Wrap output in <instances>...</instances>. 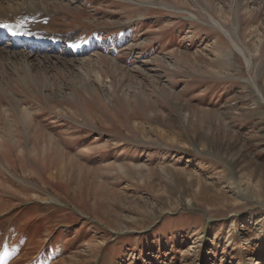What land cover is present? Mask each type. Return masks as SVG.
<instances>
[{"label": "rangeland", "instance_id": "rangeland-1", "mask_svg": "<svg viewBox=\"0 0 264 264\" xmlns=\"http://www.w3.org/2000/svg\"><path fill=\"white\" fill-rule=\"evenodd\" d=\"M38 7L59 45L0 73V264H264V0Z\"/></svg>", "mask_w": 264, "mask_h": 264}, {"label": "bare ground", "instance_id": "bare-ground-1", "mask_svg": "<svg viewBox=\"0 0 264 264\" xmlns=\"http://www.w3.org/2000/svg\"><path fill=\"white\" fill-rule=\"evenodd\" d=\"M42 1L44 2V0H36V1L27 0V4L24 8H19V7L18 8H5L4 6L0 5V24L6 25V22H10V24L7 27H0V38L1 37L3 39L7 38L9 40L6 46L7 53H5L4 49L0 47V67H2L0 68L1 74L2 72H4L3 66H6L7 68L9 66V69H11L12 71H15L17 67L19 66H22V68L26 71L32 68L36 69L37 71V68L39 67V65H41V62L36 63L37 64V65L35 64L36 66L34 65L33 67H29V65L25 64V62H23L22 60L26 61L27 59L29 61L32 57L40 56L42 55L40 53L46 50L47 48L55 49L54 47L55 45L53 44H55V41L58 40L57 38L53 36L43 35V34L37 35L24 27L25 21L27 19L29 20L36 19V18L43 19L47 17L48 14H46L42 10L41 7L40 8L38 7L39 3ZM45 4L47 5L46 9H49L50 11H52L55 8L53 7V4L58 5V3H51L50 5L51 8H50L48 7L47 3ZM63 9L68 10L67 5H66V8H64L62 5L60 10H63ZM28 11H31V14H28ZM69 13L72 15L74 12L69 10ZM52 21H50L49 24H51ZM216 25L220 26L218 23ZM221 29L223 30L222 27ZM223 32L225 33L224 30ZM22 35L25 36V38L27 39L26 41L17 39L18 36L21 37ZM226 35L229 37L227 33ZM230 39L232 41V44L236 47V49L243 56H245L244 49L240 47L239 45H237L231 37ZM64 40H69V39L65 38ZM8 53L10 55H8ZM3 55H6L4 56L5 58L3 57ZM44 58L48 59V56H43L41 58L42 62L44 61ZM246 63L247 65L249 64V59L247 58H246ZM43 64L44 63H42V65ZM15 85H17V83H15Z\"/></svg>", "mask_w": 264, "mask_h": 264}, {"label": "snow or ice", "instance_id": "snow-or-ice-1", "mask_svg": "<svg viewBox=\"0 0 264 264\" xmlns=\"http://www.w3.org/2000/svg\"><path fill=\"white\" fill-rule=\"evenodd\" d=\"M0 27H7V25H4V24H0Z\"/></svg>", "mask_w": 264, "mask_h": 264}]
</instances>
